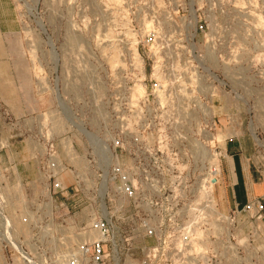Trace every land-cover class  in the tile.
Here are the masks:
<instances>
[{"label":"rangeland","instance_id":"1","mask_svg":"<svg viewBox=\"0 0 264 264\" xmlns=\"http://www.w3.org/2000/svg\"><path fill=\"white\" fill-rule=\"evenodd\" d=\"M14 2L21 28L0 37V212L11 227L0 219V264H24L23 250L61 264L77 250L98 207L103 144L138 191L164 174L165 213L211 157L220 168L230 140L264 164V0ZM51 161L65 170L53 176ZM111 187L106 264H158L143 194Z\"/></svg>","mask_w":264,"mask_h":264},{"label":"built area","instance_id":"2","mask_svg":"<svg viewBox=\"0 0 264 264\" xmlns=\"http://www.w3.org/2000/svg\"><path fill=\"white\" fill-rule=\"evenodd\" d=\"M102 152L108 153L113 159V153L107 144H103ZM93 161L97 164L96 159ZM110 164L107 168V181L112 182L111 192L114 196L118 195L128 201H135L140 193L144 196L143 210L147 218L142 221V229L146 237H155L157 240L158 255L153 258L159 259L158 264H264V193L248 199L241 207L222 211L214 196L220 171L210 168L207 173L195 177V182L187 185L188 190L183 196L175 198L172 211L165 213L162 199L168 188H165V184L161 185L164 174L158 175L159 181L155 184L144 186V191H138L131 176L119 164L112 160ZM58 167L55 161H51L48 170L53 176L58 174V170H65V167ZM256 168L264 184V164L260 156ZM105 170L106 165L101 170L102 177ZM117 179L120 181L119 186L114 182ZM70 190L72 189L61 183L54 185L57 194L68 196ZM107 191L110 190L107 188ZM73 192L75 194L78 190ZM105 198L110 221L94 202L91 205L89 226L80 234L82 238L77 250L69 253L61 264L107 263L108 243L112 235V212ZM109 201L113 202L112 199ZM113 205L115 206L114 202ZM0 216L4 229L5 217L2 212ZM23 252L24 254L18 252L22 261L33 262L34 259L24 250ZM148 262L143 264H152L153 259Z\"/></svg>","mask_w":264,"mask_h":264},{"label":"crops","instance_id":"3","mask_svg":"<svg viewBox=\"0 0 264 264\" xmlns=\"http://www.w3.org/2000/svg\"><path fill=\"white\" fill-rule=\"evenodd\" d=\"M20 28L21 21L14 0H0V37ZM256 163L254 146L247 140L236 138L225 143L220 152V174L214 187V196L222 211L241 207L248 199L264 193Z\"/></svg>","mask_w":264,"mask_h":264},{"label":"bare ground","instance_id":"4","mask_svg":"<svg viewBox=\"0 0 264 264\" xmlns=\"http://www.w3.org/2000/svg\"><path fill=\"white\" fill-rule=\"evenodd\" d=\"M62 104V103H61ZM81 129H83V127L81 128ZM80 129V130H81ZM82 132H83V130H82ZM90 140H92V138L93 137H88ZM257 141V140H256ZM257 144H259V145H261L260 144V142H259V140L257 141ZM104 160V163H105V165H106V170L104 171V173H103V181H102V185H101V187H100V189L98 190V197H99V201H98V205L100 206V208L102 209V211H103V214H104V216L105 217H107L108 216V219H109V221H110V216H109V214L106 212V206H105V202H104V198H105V195H106V193H107V168H108V166H109V164H110V160H112L111 159V157H110V155H108V153L107 154H105V158L103 159ZM210 160H211V162H212V164L213 165H215V169L214 168H212V169H214L216 172L218 171L219 172V167H218V165H216L217 164V158H215V157H211L210 158ZM215 174H214V172H212V176H214ZM210 193H211V191H210ZM9 228V226L8 225H6L5 223H4V229H3V231L5 230V229H8ZM3 236H4V234H2ZM9 238H10V236H9ZM3 240H4V238H2ZM10 240H11V238H10ZM5 241V240H4ZM15 242V241H14ZM14 242H12L13 244H14ZM11 244V243H10ZM12 244V245H13ZM17 244V243H16ZM12 247V246H11ZM15 247V250L17 249V247L18 246H14ZM13 247V248H14ZM19 249V248H18ZM17 249V250H18ZM16 250V251H17ZM21 250V249H20ZM20 252V251H19ZM22 252V251H21ZM21 252H20V254H21ZM22 254H24V253H22ZM25 257V256H24ZM26 258H29V257H26ZM24 264H34L33 262H30V263H24Z\"/></svg>","mask_w":264,"mask_h":264}]
</instances>
